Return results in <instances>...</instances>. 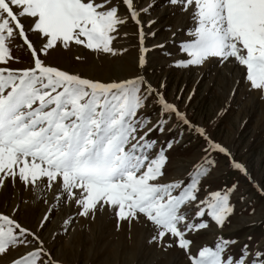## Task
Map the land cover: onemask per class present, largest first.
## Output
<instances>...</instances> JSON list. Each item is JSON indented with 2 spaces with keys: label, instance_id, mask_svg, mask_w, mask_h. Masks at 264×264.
<instances>
[{
  "label": "snow or ice",
  "instance_id": "snow-or-ice-1",
  "mask_svg": "<svg viewBox=\"0 0 264 264\" xmlns=\"http://www.w3.org/2000/svg\"><path fill=\"white\" fill-rule=\"evenodd\" d=\"M166 2L190 12L195 24L180 46L187 58L177 66H202L212 58L232 61L242 68L250 88L264 93V0ZM152 7L151 2L139 7L137 0H0V192L19 186L34 194L39 190L43 198L55 190L41 228L62 203L77 209L65 221L69 225L75 216L94 217L107 208L118 228L122 222L150 226L149 243L179 248L188 264H264V249L252 251L245 244L236 254L232 248L238 242L222 236L193 250L190 234L210 223L222 229L235 211L231 194L236 184L200 195L216 163L209 153L224 155L236 172L253 181L227 147L167 100L160 91L163 84L158 88L144 75L105 83L46 62L57 49L82 47L113 56L126 51L113 45L130 19L139 32L138 66L144 68L149 49L141 16ZM153 24L148 21L147 27ZM13 45L26 48L29 66L13 67L21 62ZM150 103L158 105L155 120L145 113ZM173 117L205 140V162L187 182H162L173 141L158 146L152 138L153 133L172 131L168 125ZM254 186L264 194V186ZM18 210L0 211V256L23 248L11 264H60L40 235L16 219Z\"/></svg>",
  "mask_w": 264,
  "mask_h": 264
},
{
  "label": "rangeland",
  "instance_id": "rangeland-1",
  "mask_svg": "<svg viewBox=\"0 0 264 264\" xmlns=\"http://www.w3.org/2000/svg\"><path fill=\"white\" fill-rule=\"evenodd\" d=\"M149 2L154 7L149 14L141 16L145 24V45L149 49L144 68L138 66L139 32L130 19L121 26L113 45L126 51L113 56L95 54L82 47L57 49L45 58L46 62L105 83L144 75L158 88L163 84L160 91L167 100L185 112L194 125L204 128L213 141L227 147L235 160L246 166L253 181L249 182L236 172L224 155L209 153L216 163L210 169L211 175L203 180L204 190L200 195L227 190L236 184L237 188L231 194L235 211L222 229L210 223L209 228L190 234L189 238L195 244L193 250L201 245L211 246L221 236L238 242L232 248L236 254L245 244L252 251L264 249V194L254 186H264V93L251 89L242 68L232 61L221 63L212 58L202 66H177L178 61L187 58L180 46L188 41L187 33L195 27L191 14L181 11L179 6H169L166 0H137L139 7L147 6ZM151 20L155 24L148 28L147 22ZM149 32L156 35H148ZM160 44L164 48L156 47ZM12 51L21 61L13 67L29 66V53L25 47L13 45ZM76 56L83 59L77 61ZM145 113L153 120L157 119L158 105L150 103ZM168 127L173 130L166 129L162 135L152 134L158 146L173 141V148L167 153L169 163L162 182H187L195 167L205 162V140L178 125L174 117ZM54 197L55 190L41 198L39 190L34 194L19 186L8 187L0 192V211L11 214L18 208L16 219L40 235L45 247L60 264H188L179 248L174 246L165 250L156 243H149L153 235L150 226L122 222L118 228L114 214L107 208L98 210L94 217L75 216L69 225L65 221L72 219L77 209L62 203L51 211L50 221L41 228ZM24 250L17 248L0 256V264H11Z\"/></svg>",
  "mask_w": 264,
  "mask_h": 264
}]
</instances>
